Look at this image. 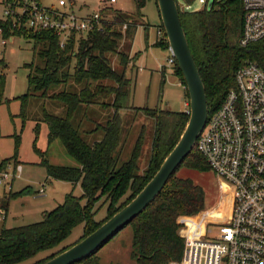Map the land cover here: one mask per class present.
I'll list each match as a JSON object with an SVG mask.
<instances>
[{
    "label": "trees",
    "instance_id": "1",
    "mask_svg": "<svg viewBox=\"0 0 264 264\" xmlns=\"http://www.w3.org/2000/svg\"><path fill=\"white\" fill-rule=\"evenodd\" d=\"M192 1L187 0L189 4ZM134 2L137 15L108 8L102 12L104 18L99 31L90 32L79 39L73 36L64 47H61L59 38L52 32L13 30L9 22L0 21L3 37L9 42L15 37L33 41L34 54L39 60L37 64L33 62L26 65L29 70L28 92L15 99L21 102L20 116L25 121L32 97L45 101L55 100L66 107L65 117L45 111L43 122L48 127V143L59 140L79 167L53 166L44 153L42 166L49 179L69 182L74 186L80 184L83 190L80 197L73 192L67 194L64 202L53 211L44 213L42 221L38 223L10 229L5 228L4 224L0 229V264H24L41 252L53 250L48 257L33 263L43 264L91 235L144 189L179 142L190 116L186 112L145 108V115L155 120L148 166L141 172L139 160L144 133L137 140L129 161L120 163L119 156L125 144L121 132V111L134 108L131 102L135 79L128 78L124 72L119 74L114 71L107 56L120 54L121 64L123 68H127L129 55L120 52V44L125 35L134 40L139 20L143 18L141 10L148 0ZM180 19L206 87L210 117L235 87V75L240 67L247 61H253L264 69V40L246 48L240 46L244 26L243 0H216L211 9L207 6L196 12H180ZM125 24L127 29L123 30ZM166 37L165 33V38L158 40L156 47L167 51L169 43ZM74 62V72L71 74ZM6 66L3 56L0 58V108L9 104L5 98ZM174 71L186 89L178 65H175ZM70 80L80 86L78 90H68ZM106 80L112 81L114 85L103 84ZM56 88L60 90L56 92ZM185 92L189 99L187 89ZM112 96L115 115L105 125L97 127L96 131L103 132L102 139L88 143L82 137L79 127L73 124L75 112L81 105L89 107L99 104V99L107 100ZM102 105L109 106L105 103ZM11 117L14 118L13 115ZM39 130L40 126L37 125V134ZM14 137L18 149L20 137ZM10 162H19L17 153L11 159H0V166ZM182 167L202 172L210 170L197 146L180 168ZM178 171L156 200L130 225L131 257L137 264H170L181 261L185 239L180 234L182 226L179 219L195 217L206 210L204 189L191 179L178 177ZM30 193L31 190L26 189L20 194ZM20 194L10 193L7 207L9 201ZM105 206L106 217L97 220L96 216ZM192 220L186 219V222L190 223ZM80 226L82 236L64 247L62 244ZM97 254L78 264H104Z\"/></svg>",
    "mask_w": 264,
    "mask_h": 264
},
{
    "label": "rangeland",
    "instance_id": "2",
    "mask_svg": "<svg viewBox=\"0 0 264 264\" xmlns=\"http://www.w3.org/2000/svg\"><path fill=\"white\" fill-rule=\"evenodd\" d=\"M59 0H41V5L45 8H55ZM69 5H73L75 12L83 17L94 15L109 0H66ZM220 1V0H219ZM1 2V0H0ZM185 3V2H184ZM192 10L199 11L203 5L199 0H193ZM108 5H110L108 3ZM115 10H121L129 15H137V7L134 0H117V3L111 5ZM5 6L0 4V19L3 18ZM140 25L137 27L134 40H130L125 35L120 44V52L127 55H140L137 64L134 59H130L127 69L121 64L120 54H108L114 71L119 74L125 73L128 78H136L133 92V109L121 111L122 115V138L124 148L119 156L120 163L129 161L137 140L144 133V144L139 160V167L146 169L150 161L152 142L155 131V120L144 113L145 108L170 110L173 112L190 111L189 99L186 97V89L183 87L179 78L175 75L173 66L168 65V51L156 47L159 39L157 35L158 26L162 25L157 1L148 0L145 7L141 10ZM144 23V24H141ZM162 36H160L161 38ZM3 36L0 35V50L3 51L7 66L5 68L6 86L5 98L9 104H4L0 108V159H11L17 153L18 161L23 166V173L13 184V194H20L26 189L32 193L18 195L11 199L8 204V218L5 222V228L22 227L25 225L38 223L42 221L43 214L53 211L59 204H62L67 194L73 192L75 196L80 197L83 194L81 185L73 187L69 182L51 180L48 178L47 171L42 162L45 158L53 166L79 167L78 162L72 159L66 152L64 146L59 140L48 143V127L43 122L44 112L59 117L66 116V107L63 103L55 100H44L42 98L32 97L27 107V118L20 116L21 102L15 101L16 98L24 96L28 92V74L26 65L33 62L39 63L34 54L33 41L21 37H15L6 48L2 47ZM134 57V56H133ZM132 63V64H131ZM75 62L73 63L71 74H73ZM138 68V69H137ZM164 76V77H163ZM105 85H114L110 80L103 82ZM77 86L73 80H70L68 90L76 91ZM60 88H56L58 92ZM104 101V102H103ZM114 97L107 100L99 99L98 103L87 107L81 105L75 112L73 124L79 127L82 137L88 142L93 143L101 140L103 132L96 131L100 125H105L111 117L115 115V109L112 106ZM188 103V108L186 107ZM102 103L109 104L103 106ZM14 116V118L11 117ZM24 121V122H23ZM40 126L39 133H36V126ZM15 135L20 137V144L17 149ZM37 150H36V148ZM177 176L182 179H191L196 185L202 187L206 194L205 211L219 208L222 201H227L225 193L228 194L229 187L224 185V191L221 188V181L213 170L206 172L180 168ZM46 186L45 193L39 194V190ZM225 192V193H224ZM3 194V188H0V196ZM218 206V207H217ZM211 215V213H210ZM106 216V208L103 207L96 218L101 220ZM211 216H222L220 212H214ZM198 218V217H197ZM196 219V218H195ZM183 228V225H181ZM218 226H209V239L219 238ZM83 234L82 226L76 228L70 238L62 245L68 246L76 242ZM61 248V247H60ZM51 251H45L24 264H33L49 255ZM132 252V229L125 228L113 240H111L97 256L104 264H137L131 257Z\"/></svg>",
    "mask_w": 264,
    "mask_h": 264
},
{
    "label": "built area",
    "instance_id": "3",
    "mask_svg": "<svg viewBox=\"0 0 264 264\" xmlns=\"http://www.w3.org/2000/svg\"><path fill=\"white\" fill-rule=\"evenodd\" d=\"M199 1L205 8L210 0ZM176 2L180 12H196L186 4L187 0ZM115 3L117 0H109L96 14L83 17L66 0H59L55 8L43 7L41 0H1L5 10L0 21L9 22L13 30L52 32L64 47L73 36L79 39L99 31L102 12ZM243 7L240 46L246 48L264 40V0H243ZM126 29L125 24L123 30ZM157 31L161 41L165 29L158 26ZM0 35L3 36L1 28ZM8 44L3 37L2 47ZM167 51V63L174 68L177 61L171 49ZM2 55L0 50V58ZM235 81V87L208 118L196 143L219 177L223 191L224 185L229 187V195L224 193L227 200L231 197L232 208L226 212L214 208L189 218L194 220V228L185 219L180 230L185 239L184 255L181 261L170 264H264V69L247 61L236 72ZM186 113L190 116V111ZM22 173L19 162L0 166V229L8 218L7 199ZM45 189L43 186L39 194L43 195ZM216 211L223 217L211 216ZM209 226L220 227L218 239L208 238Z\"/></svg>",
    "mask_w": 264,
    "mask_h": 264
},
{
    "label": "water",
    "instance_id": "4",
    "mask_svg": "<svg viewBox=\"0 0 264 264\" xmlns=\"http://www.w3.org/2000/svg\"><path fill=\"white\" fill-rule=\"evenodd\" d=\"M162 25L177 65L183 75L190 100L187 126L171 153L144 189L122 210L91 235L43 264H78L99 253L121 231L129 227L160 195L169 180L195 149L209 118L206 87L183 29L176 0H156ZM216 0H210L211 9Z\"/></svg>",
    "mask_w": 264,
    "mask_h": 264
},
{
    "label": "crops",
    "instance_id": "5",
    "mask_svg": "<svg viewBox=\"0 0 264 264\" xmlns=\"http://www.w3.org/2000/svg\"><path fill=\"white\" fill-rule=\"evenodd\" d=\"M135 39V38H134ZM142 53H136V54H132V55H129L130 56V59H134L135 60V65L137 64V61L139 60V58H140V55H141ZM134 56V57H133ZM132 64V63H131ZM127 69V68H126ZM138 69V68H137ZM164 77V76H163ZM134 79V78H133ZM137 79V76H136V78H135V80ZM186 107L188 108V103L186 102ZM186 111H188V109H186L185 110V112ZM145 169H142V172L144 171ZM69 184H71V183H69ZM73 187H76V186H74L73 184H71ZM78 186V185H77ZM218 207V206H217ZM219 207H222V209H223V211H230L231 210V208H232V199H231V197L227 200V201H222L221 203H220V205H219ZM105 208H106V210H107V207L105 206ZM106 217V216H105ZM104 217V218H105ZM189 218H193V217H182V218H180L179 219V223L181 224L185 219H189ZM103 219V218H102ZM101 219V220H102ZM98 220V219H97Z\"/></svg>",
    "mask_w": 264,
    "mask_h": 264
},
{
    "label": "bare ground",
    "instance_id": "6",
    "mask_svg": "<svg viewBox=\"0 0 264 264\" xmlns=\"http://www.w3.org/2000/svg\"><path fill=\"white\" fill-rule=\"evenodd\" d=\"M192 222H193V223H192ZM189 225L191 226V228H194V225H195L194 220H192V221L189 223Z\"/></svg>",
    "mask_w": 264,
    "mask_h": 264
}]
</instances>
